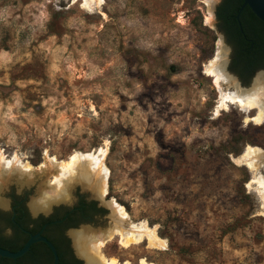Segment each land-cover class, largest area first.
Segmentation results:
<instances>
[{"label":"rangeland","instance_id":"rangeland-1","mask_svg":"<svg viewBox=\"0 0 264 264\" xmlns=\"http://www.w3.org/2000/svg\"><path fill=\"white\" fill-rule=\"evenodd\" d=\"M221 2L209 22L206 0H103L89 10L81 0H0V151L38 172L3 175L0 199L20 194L30 208L51 185L52 172L41 171L49 157L106 147V194L127 210L124 229L147 222L167 247H126L114 235L101 260L264 264L263 202L248 186L254 173L236 160L248 145L264 151V122L247 123L236 104L218 111L221 92L206 67L222 55L232 80L224 92L254 87L261 72L244 84L229 69ZM24 179L33 181L19 186ZM69 180L51 207L96 196ZM107 214L101 233L119 227L112 206Z\"/></svg>","mask_w":264,"mask_h":264},{"label":"bare ground","instance_id":"bare-ground-1","mask_svg":"<svg viewBox=\"0 0 264 264\" xmlns=\"http://www.w3.org/2000/svg\"><path fill=\"white\" fill-rule=\"evenodd\" d=\"M206 1L210 7V15L207 16V20L213 22V6L217 0ZM81 2L82 6L89 10L96 5H101L103 0H81ZM221 60L222 55L218 54V56L206 67L207 73L215 78V83L221 92L217 110L228 109L230 105L236 104L246 112L247 123L253 121L260 124L264 122V99L261 95V89L263 87L261 85L264 83V74L261 73V75L257 77L256 85L252 88L246 89L237 85V90L235 92H224L223 81L230 83L232 80L231 77L224 74V67H221ZM254 109H256L257 112L255 115H251L250 112ZM107 152L108 148L102 147L95 153L74 152L67 160L62 161H59L55 156L49 157L47 161L42 164L41 171L43 170L46 174L52 172L53 178L50 182L48 181L51 185L48 186L49 189H42L41 196L32 202V208L36 211L41 209L47 210L51 207L52 202L66 197L68 189L65 182L71 178H75L76 180L81 181V183L88 185L94 193L104 197L106 194V175L108 173L107 167L104 166V159ZM263 158L264 151L261 148L248 145L244 153L236 158V160L240 163L242 162L246 164L254 173L248 186L256 190L264 207V175L259 173V170L263 166ZM57 167H60V171H56ZM17 171L20 172L22 176L31 178L35 175L34 172L36 171V168H34L29 161L21 163L18 155L9 159V156L7 158L5 153L0 151V186L4 185L3 182L5 183L6 180L3 175L8 179L9 175L12 176L13 174L18 173ZM76 172L77 175L75 174ZM0 203L4 204L5 202L1 201ZM110 205L114 209V214L117 213L120 217L118 220L119 222L116 223L117 226L119 225L117 229L115 228L116 230L105 231L99 236L86 234L85 232H77L74 234L76 248L79 253L86 256L88 264H119L117 258L112 257V260L110 261L107 259L101 260L100 256H98L100 255L99 252L101 246L106 243L105 241L108 238L112 240L111 238L114 235H118L121 244L126 247L140 244L144 241L147 242L148 248L160 249L167 247V241L159 235L157 227H151L147 222L130 224L129 228L124 229L125 223L123 224V222H125V219L128 216L127 210L124 206H120L116 203H110ZM126 264L132 263L127 262ZM139 264L157 263L142 258Z\"/></svg>","mask_w":264,"mask_h":264},{"label":"flooded vegetation","instance_id":"flooded-vegetation-1","mask_svg":"<svg viewBox=\"0 0 264 264\" xmlns=\"http://www.w3.org/2000/svg\"><path fill=\"white\" fill-rule=\"evenodd\" d=\"M216 18L220 28V22L223 21L218 18V15ZM238 20V26L242 29V22L240 18ZM220 30L228 39L227 33L222 29ZM228 44L231 48L229 69L242 83H248L247 76L251 73L254 75L256 72L264 70V68L255 70L252 65L243 66V58L237 54L233 43L228 40ZM94 194L95 197H92L90 192L77 193L71 204L54 205L49 214H45L41 210L37 216L32 214L23 195L12 194L11 200H9V208L0 207V237L3 236L5 240L4 245L0 246L18 251L32 235L41 233L52 242L57 250L58 264H85L83 258L79 257L75 251L74 234L85 232L99 236L107 231L99 232L109 223L110 218L107 213L111 205L107 194L104 197ZM115 215L117 216L116 219L119 220L120 217L117 213ZM51 217V221L42 220V218ZM124 223L126 225V219ZM54 260V250L42 240L34 242L29 250L20 257L12 258L0 255V264H54Z\"/></svg>","mask_w":264,"mask_h":264},{"label":"trees","instance_id":"trees-1","mask_svg":"<svg viewBox=\"0 0 264 264\" xmlns=\"http://www.w3.org/2000/svg\"><path fill=\"white\" fill-rule=\"evenodd\" d=\"M244 0H222L218 9L220 29L227 33L228 40L233 43L237 54L243 58V66L252 65L255 70L264 68V22L256 16L249 6L244 7L240 15L242 29L239 25L237 14L243 5ZM203 30H208L200 26ZM253 73L248 75L247 82L250 81ZM243 136L238 135L235 142ZM236 155L241 154L240 149L234 150ZM39 162L35 161V164ZM43 221H51V218H42ZM3 236L0 237V245H4Z\"/></svg>","mask_w":264,"mask_h":264},{"label":"water","instance_id":"water-1","mask_svg":"<svg viewBox=\"0 0 264 264\" xmlns=\"http://www.w3.org/2000/svg\"><path fill=\"white\" fill-rule=\"evenodd\" d=\"M246 6H249L252 9V11L256 14V16L259 17L264 22V0H244L243 5L241 6V8L237 14L238 19L240 18L242 10ZM214 8H215V4L213 6V13L215 15ZM260 72L262 74H264V70H260ZM36 172H37V170L35 171V173ZM32 181H33V179H27V180H20L18 182H19V186H22V185H30L32 183ZM1 201H4L5 204L0 203V206H2L3 208H9V200L8 199H6V200L0 199V202ZM51 208H53V206L50 207L49 209H51ZM49 209H47V210L41 209V210H43V213L49 214V211H50ZM30 210L34 216H37L40 214L39 210H37V211L34 210L31 205H30ZM41 240L47 242L52 247V249L54 250V255H55L54 264H58L59 255H58L57 250L55 249L52 242L47 237L43 236L41 233H37L35 235H32L28 239V241L25 243V245L21 249H19L18 251H12V250H9L7 248L0 246V255L5 256V257H12V258L20 257V256L24 255L29 250V248L31 247V245L34 242L41 241Z\"/></svg>","mask_w":264,"mask_h":264}]
</instances>
